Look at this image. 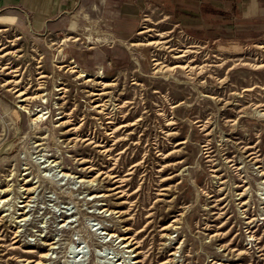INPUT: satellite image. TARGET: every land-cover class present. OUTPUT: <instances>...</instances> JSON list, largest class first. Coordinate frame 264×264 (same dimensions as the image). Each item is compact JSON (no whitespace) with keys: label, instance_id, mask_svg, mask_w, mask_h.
I'll use <instances>...</instances> for the list:
<instances>
[{"label":"rangeland","instance_id":"rangeland-1","mask_svg":"<svg viewBox=\"0 0 264 264\" xmlns=\"http://www.w3.org/2000/svg\"><path fill=\"white\" fill-rule=\"evenodd\" d=\"M121 2L0 20V264H264V34Z\"/></svg>","mask_w":264,"mask_h":264},{"label":"crops","instance_id":"crops-1","mask_svg":"<svg viewBox=\"0 0 264 264\" xmlns=\"http://www.w3.org/2000/svg\"><path fill=\"white\" fill-rule=\"evenodd\" d=\"M86 0H0V12L8 14L0 16V20L13 19L26 21L34 30H41L56 26L61 18L70 13L76 6ZM139 0H122L118 9L119 14H126L129 5ZM155 6L164 5L168 9L182 10L184 19H191L205 12H210L217 17L223 25L248 26L259 29L264 34V0H147ZM193 5L195 9L189 10ZM182 7V9L180 8ZM193 19V18H192ZM195 19V18H194ZM198 19V18H197ZM126 27H133L134 20H122ZM124 25L117 28L120 36H125Z\"/></svg>","mask_w":264,"mask_h":264},{"label":"bare ground","instance_id":"bare-ground-1","mask_svg":"<svg viewBox=\"0 0 264 264\" xmlns=\"http://www.w3.org/2000/svg\"><path fill=\"white\" fill-rule=\"evenodd\" d=\"M152 43V41H148L147 43H145V44H151ZM179 55V54H178ZM181 55V54H180ZM155 64H158V62H156ZM21 100H24V99H21ZM38 117H41V116H38ZM76 253V252H75ZM39 263V261H37V262H35L34 264H38Z\"/></svg>","mask_w":264,"mask_h":264}]
</instances>
